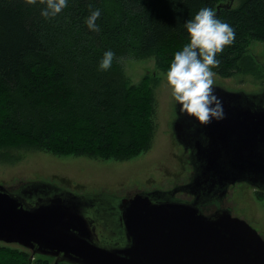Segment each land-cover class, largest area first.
I'll use <instances>...</instances> for the list:
<instances>
[{"label":"trees","instance_id":"16d2710c","mask_svg":"<svg viewBox=\"0 0 264 264\" xmlns=\"http://www.w3.org/2000/svg\"><path fill=\"white\" fill-rule=\"evenodd\" d=\"M223 1L67 0L61 13L45 20L43 5L0 0V163H17L29 150L117 161L148 151L153 86L147 78L129 84L119 61L154 55L166 73L188 43L184 23L202 8L215 12L229 3ZM96 9L99 31L93 32L86 18ZM216 17L234 29L235 40L217 54L220 66L212 71L230 78L248 63L245 73L264 75V64L247 56L252 42L264 43V0H240ZM109 50L112 66L99 70ZM30 256L0 244V264H54L52 257Z\"/></svg>","mask_w":264,"mask_h":264},{"label":"water","instance_id":"95a60500","mask_svg":"<svg viewBox=\"0 0 264 264\" xmlns=\"http://www.w3.org/2000/svg\"><path fill=\"white\" fill-rule=\"evenodd\" d=\"M213 87L222 120L201 126L174 105L172 134L193 166L188 183L118 197L107 215L99 213V194L46 182L0 184V242L54 264H264V239L248 222L230 209L202 210L210 198L222 200L230 184L264 189V91Z\"/></svg>","mask_w":264,"mask_h":264},{"label":"rangeland","instance_id":"374dc122","mask_svg":"<svg viewBox=\"0 0 264 264\" xmlns=\"http://www.w3.org/2000/svg\"><path fill=\"white\" fill-rule=\"evenodd\" d=\"M239 1L232 0V7H236ZM247 56L255 62L257 60L258 65L264 64V43L252 42ZM119 62L129 84L138 85L147 78L153 86L155 112L150 149L123 161L73 155L57 157L44 151L29 150L22 153L17 163H0V184L16 187L19 183L46 182L83 196L99 194V213L107 215L110 207L117 204L118 197L131 196L138 191L171 190L188 183L193 170L186 158L187 153L171 131L176 118L175 102L169 95L166 73L158 70L154 55L129 56ZM247 66L245 63L242 71L230 78L215 74L214 85L232 92H263V73L261 70L258 74L245 73ZM176 196L191 199L184 192ZM224 205L231 209L233 216L248 222L264 239V191L246 184H235L229 188ZM0 244L28 251L16 244Z\"/></svg>","mask_w":264,"mask_h":264},{"label":"clouds","instance_id":"9594fccd","mask_svg":"<svg viewBox=\"0 0 264 264\" xmlns=\"http://www.w3.org/2000/svg\"><path fill=\"white\" fill-rule=\"evenodd\" d=\"M25 5H43L40 16L52 19L68 6L67 0H22ZM91 8V5H89ZM100 10L91 11L86 18L87 28L99 31L96 24ZM188 43L174 54L165 74L169 95L179 105V115L194 118L201 126L212 120L224 119L223 103L213 87V68L220 66L216 59L225 46L234 43L235 31L227 23L220 21L210 8L200 9L196 15L184 23ZM114 52L106 51L99 64V70L106 71L112 66Z\"/></svg>","mask_w":264,"mask_h":264},{"label":"flooded vegetation","instance_id":"af4514ba","mask_svg":"<svg viewBox=\"0 0 264 264\" xmlns=\"http://www.w3.org/2000/svg\"><path fill=\"white\" fill-rule=\"evenodd\" d=\"M171 131H172V129H171ZM181 146H182V145H181ZM182 148H183V146H182ZM183 150H184L185 153H187L186 158H187L188 163H189V165H190V167H191V170H193V166H192V164L190 163V159H189V155H188V154H189V150H185L184 148H183ZM235 184H246V185H248L247 183H244V182H236V183H234V184H230V185L228 186V188H227V192H226V194H225V196H224V198H223L222 200L216 201L215 198H210V199L208 200V202H207V205L204 206L202 210H203L205 213L210 214V213L214 212V211L217 210V209H230V208H228V207H226V206L224 205V202H225V199H226L227 193H228V191H229V188L235 186ZM249 186H250V185H249ZM254 188L260 190L257 186H255ZM172 189H173V188H172ZM260 191H264V189H263V190L261 189ZM179 193H180V192H179ZM176 194H178V193H176ZM176 194H175V196H176ZM176 197H177V196H176ZM190 198H192V197L190 196ZM181 199H182V198H181ZM188 200H190V199H188ZM230 211H231V209H230ZM231 213H232V212H231Z\"/></svg>","mask_w":264,"mask_h":264}]
</instances>
